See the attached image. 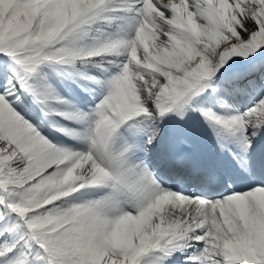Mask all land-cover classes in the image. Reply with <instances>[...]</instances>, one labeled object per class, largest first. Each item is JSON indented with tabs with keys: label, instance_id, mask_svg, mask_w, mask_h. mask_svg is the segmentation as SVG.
<instances>
[{
	"label": "snow or ice",
	"instance_id": "6c2138e0",
	"mask_svg": "<svg viewBox=\"0 0 264 264\" xmlns=\"http://www.w3.org/2000/svg\"><path fill=\"white\" fill-rule=\"evenodd\" d=\"M0 264H264V0H0Z\"/></svg>",
	"mask_w": 264,
	"mask_h": 264
}]
</instances>
